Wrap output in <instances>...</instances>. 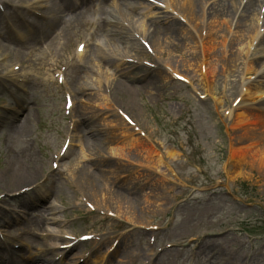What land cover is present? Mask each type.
<instances>
[{"label":"rangeland","instance_id":"obj_1","mask_svg":"<svg viewBox=\"0 0 264 264\" xmlns=\"http://www.w3.org/2000/svg\"><path fill=\"white\" fill-rule=\"evenodd\" d=\"M23 1L7 0L10 4ZM117 1L99 0L88 5V11H71L82 19L79 24L68 18L55 21L53 16L47 23L49 34L38 45L28 49V45L6 44L11 48L0 51V76L8 79L0 80L8 87L7 93L0 86V120L4 121L0 125V196L39 184L1 204L0 218L6 215L11 222L3 227L7 238L26 243L32 235L49 233L46 242L48 259H52L54 234L110 230L122 236L106 256V264H264V181L260 179L264 176V137L250 126L241 130L235 126L236 112L228 113L243 84L251 81L249 75L243 76L247 56L237 50L240 46L227 47L228 30L235 20L211 17L210 10L222 0H204L195 17L183 0H168L169 10L148 0H128L138 6L117 9ZM241 4H235V15ZM101 8L109 12L107 20L118 29L123 28L118 19L127 16L153 49H142L124 28L122 44L109 40V31L98 29L105 16L100 14L98 20ZM81 10V15L75 14ZM172 19L182 27L178 35H167L162 41L150 37L152 20H163L165 25ZM255 21L252 17L245 36L236 34V44L252 41L246 37ZM209 22L215 23L216 31L207 37ZM67 23L73 25L67 31L68 44L64 36H56ZM0 28L5 34L1 16ZM84 40L87 51L82 62L74 47ZM101 45L107 51L102 52ZM205 46L210 71H214L209 73L207 64L208 80L198 74L206 65L200 63ZM4 52L9 54L7 61H2ZM234 56L239 59L236 63ZM258 56L264 60L262 47L254 57ZM70 57L73 61L68 63ZM126 58L151 61L154 66ZM14 64L24 77L20 86L12 85ZM61 65L67 66L62 86L52 78ZM88 67L92 71L85 75L82 70ZM168 67L189 77L192 84L175 80ZM156 74H160L157 79ZM97 81L100 88L95 86ZM65 92L72 94L75 104L70 115L63 109ZM119 109L128 112L138 132L150 138L142 137L144 149L125 145L134 136L128 135L130 126L123 128ZM28 116V134L17 135L11 122L20 127ZM67 135L73 144L61 155ZM130 159L138 161L137 167ZM54 161L59 164L55 170ZM15 172H25L24 180L16 182L22 178ZM10 175H14L13 182ZM90 178L96 181L90 184ZM9 183L15 185L9 187ZM86 199L104 211L110 204L117 218L90 213ZM18 209L20 213L15 212ZM153 247L162 251L157 255ZM107 248L102 246L94 258L100 259ZM77 257L68 263L74 264Z\"/></svg>","mask_w":264,"mask_h":264},{"label":"bare ground","instance_id":"obj_2","mask_svg":"<svg viewBox=\"0 0 264 264\" xmlns=\"http://www.w3.org/2000/svg\"><path fill=\"white\" fill-rule=\"evenodd\" d=\"M48 1L50 3V0H48ZM61 1H62V5H61V8H60L61 13L63 14V16L69 17V15H66L67 12H71L73 10H77V9H80V8L83 9L84 6H86V2L87 1L90 2L92 0H81V1L78 0V2H74V1H71V0H61ZM173 1L176 2L177 0H172V2ZM184 1H187L189 3L188 7L191 9L192 16H194V17H195V15L198 16L200 11H201V9H202V7H203V5H204V0H183V2ZM259 1L260 0H247L246 3L244 4L243 11H242V16L240 17L239 22L237 23V26L235 28V30H236L235 33H234L235 40L233 39L231 41H228V44H227L228 48L231 46V50H232V48H234V46L236 47L237 45H239L240 47L237 49L238 51L241 50V53L244 52V54H248L249 53L248 52V49H249L248 43H246L247 47L245 45V49H244V46H242V44H241L242 41H239L238 44H236V39H237L236 38V34L238 35V33H243V36H245L244 33H245L246 29H247V25L250 22L251 18L252 17H256V20H257V16L260 15V9H261L262 4H263L262 1H264V0L261 1V5L259 7V10H257V6L259 5ZM175 2H174V4H175ZM1 3L3 5H6L7 4V0H1ZM165 3L168 4L166 2V0H165ZM51 4H52V2H51ZM235 4L238 5L239 3L237 4L236 0H222L221 2H219V4H217L214 8H212L210 10L211 17L214 16V15L215 16H224V17H228L231 20H233V18L235 17V14H234V12H235ZM120 5H123L125 7L134 9L135 6H138V3H136V2H128L127 0H118L116 2L117 9L119 8ZM167 7H168V5H167ZM57 9H59L58 5H56V4L53 5L52 12L54 13L55 10H57ZM81 13H82V10L80 12H75V14H77V15H81ZM103 14L106 16L107 11L105 10ZM192 16H191V18L195 19ZM79 18L75 19V17H74V19L76 20V23L79 22ZM161 22L163 23V20ZM162 23H159V20H152L151 21V26L153 28V31H152V34H151L150 37L152 39L156 38V39H159V40L162 41L165 38V36H167V35L176 36V35L179 34V32H180V30L182 28L181 25L177 22V20L176 21L173 20V19L171 21L169 20L167 22V24H165V25H162ZM129 24H130V27L132 29L133 27H132L131 23H129ZM212 24L213 23L209 22V31L207 33V37H209L212 34L213 30L216 31L215 23H214V26ZM213 27H214V29H213ZM251 28H253V26ZM251 28L248 29L249 34L247 35V38H249L253 34V30H251ZM98 29H99V31H102V30H106L107 32L109 31V35H110L109 40H111L113 42H119L121 44H122V42H124V38L122 37L123 33L121 32V30L123 28H120V29L116 28L115 24H113L111 21H108L107 19L103 20L102 23L98 26ZM229 29H230V27H229ZM128 34H129V32H128ZM64 38H66L67 44H68V42L70 41L69 40V36L65 35ZM263 38L260 40V44H261ZM214 39H216L215 35H214ZM38 41H39L38 38L35 39L34 42H33V46H36L35 42H38ZM58 41L59 40L55 41L54 45ZM214 43H215V40H214ZM220 43H221V46L224 47L225 40H223V42H220ZM138 45L141 46L142 49L144 48L142 44L139 43ZM261 47H263V46L261 45ZM1 50L3 51L4 47H2V44L0 43V51ZM208 52H209V48H208V46H205V53L204 52L202 53V57H201V62L200 63H205L206 65H205V67L203 66L202 68H201V65H200L201 69H199V73H198L199 75H202L203 77H205V80L206 79L208 80V76H206V75H208V70L206 68L207 64H209V73H211V74L214 73V71L213 72L210 71L212 69L211 68L212 66L210 65V62L208 63V57H207L208 56ZM257 53H258V49H256V51H255V56L258 55ZM33 59H34V61L35 60L37 61L38 57L36 55H34ZM250 60H251L250 63L246 67V72L248 74H250L251 72H252V74H255V73H257V69L255 70L254 66L259 64L258 63V59L257 58H250ZM232 61L236 63V62L239 61V59L234 56ZM7 66L9 67V65H7ZM82 68L83 67H81V69ZM83 71H84V74L86 75L87 71L90 72V71H92V69H90L88 67L87 70L84 69V70H82V72ZM182 75L185 76L188 79V77L186 75H184V74H182ZM159 76H160V74H156L155 79H157ZM151 79H153V77H151ZM106 80L110 81L109 77H107ZM258 84L259 83H256L254 85H251L249 83H245L244 84V86H243L244 90H242L243 94H242V96L240 98L238 107H237V109L235 111L231 110L230 111V113H231L230 115H232V112H233V114H235V112H236L235 121H234L235 122V126L240 128L241 130H246L250 126L253 130L259 132V134L262 137H264V102L257 103V105L253 106L261 98V96H263V94H264V85H258ZM95 86H97L98 88L101 87V85H100V83L98 81L95 83ZM243 87H242V89H243ZM126 113L129 115L128 112H126ZM30 123H31V117L28 116V117L25 118L24 123L20 127L19 126H14V122H11L10 126L13 127V131L17 135L25 136L29 132L28 129L30 128ZM124 124L125 125L123 126V128H127L128 129V127H127L125 122H124ZM126 131H124L123 133H126ZM131 135L134 136V138L130 140L131 142L127 141L125 145L130 146L132 149H138L139 146H140L141 149H144L145 146H146L145 141L141 140L140 137H136L132 133H131ZM245 150H247V149H245ZM116 153L117 152L114 151V153L112 155H116ZM14 175H18L19 178H22V179L25 178V176H24L25 172H22L20 174H17V172H15ZM14 175H10V177H9V180L11 182L14 181V177H13ZM260 179H261V181H264V176L260 177ZM21 180L16 181V182H20ZM90 180L92 181L93 179L91 178ZM13 185H15V184H11L10 186H13ZM31 237H32L33 243H28L27 244L28 248H31L33 244H39V243H37L38 241L36 240V238H39L38 236L32 235ZM39 239H42V238H39ZM10 248H11V246H10ZM11 252H12V256H13L14 252H13L12 249H11ZM47 254H48V250L45 249V250L41 251V254L31 255L28 258L23 257V258L20 259V258H18V256H16L18 260H13V259L6 260V258H3V259H1L0 264H35L37 262H40V264H53L52 261H49V262L46 261L47 260L46 259V255Z\"/></svg>","mask_w":264,"mask_h":264}]
</instances>
